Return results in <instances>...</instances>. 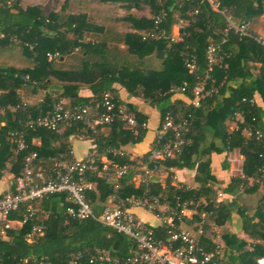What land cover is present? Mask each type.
<instances>
[{
	"label": "trees",
	"instance_id": "trees-1",
	"mask_svg": "<svg viewBox=\"0 0 264 264\" xmlns=\"http://www.w3.org/2000/svg\"><path fill=\"white\" fill-rule=\"evenodd\" d=\"M99 1L124 9L126 16L105 17L96 23L86 12L70 13L69 0L59 9L0 0V179L6 175L10 179L20 176L30 153L37 155L34 167L43 170L45 176L54 177L56 164L76 162L70 139L83 130L87 131L88 140L93 143L91 150L96 149L98 158L106 157L113 164L129 167L119 179L86 173L88 181L94 184V190L87 194L94 218L70 217L68 210L74 204L66 193L33 201L35 215L0 235V264H127L135 253V245L127 236L101 224L97 217L107 205L150 196H157L169 207L185 205L194 212L189 222L186 216L176 221L177 229L190 231L207 252L220 247V263L257 264L264 250L261 246H248L226 230L216 237L211 230L213 225L225 224L232 210L239 207L237 194H251L259 186L246 187L245 183L241 188L243 182L235 177L229 178L226 187L216 186L217 177L211 165L213 155H224L226 170L227 154L239 150L248 177L258 178L264 170V124L260 108L253 102L256 92L264 96V49L227 28L230 18L234 23H247L251 32L256 33L252 24L264 13V0H213L217 8L207 0ZM117 25L125 31L118 32ZM174 26L180 27L175 40ZM209 45L217 47L218 62L209 73L217 93L195 107L193 90L208 71ZM189 61L195 63L193 72L187 66ZM249 63L261 64L257 76ZM83 87L87 96L81 94ZM118 88L127 97L140 99L155 109L159 126L167 115L175 124L184 125L183 150L176 158L159 162L148 185L136 182L135 178L143 175V166L153 167L148 156L158 146L156 136L146 154L132 157L126 153L125 147L143 142L148 118L133 103L122 99ZM41 92L44 94L40 102L27 101ZM107 93L112 96L115 110L122 107L135 117V127L115 119L95 133L81 121L67 127L62 135L43 128L26 129L27 148L16 150L9 133L24 130L28 118L47 116L59 100L64 101V110L75 114L86 109L89 116L97 117L105 110ZM236 112H241L243 118L230 130L228 126L236 119ZM256 132L261 134L260 138ZM168 168L196 170L195 181L200 186L189 188L174 183L169 172L165 186L161 187L158 177ZM260 188L264 190V184ZM219 192L226 197L224 202H216ZM260 203L264 208V195ZM261 207L259 224L243 218L245 231L257 230L264 223ZM25 215L27 209L23 206L9 219L21 222ZM38 226L43 227V234L29 241V234ZM164 230L165 235L155 229V237L164 239ZM98 255H105L110 261L90 262Z\"/></svg>",
	"mask_w": 264,
	"mask_h": 264
},
{
	"label": "built area",
	"instance_id": "built-area-1",
	"mask_svg": "<svg viewBox=\"0 0 264 264\" xmlns=\"http://www.w3.org/2000/svg\"><path fill=\"white\" fill-rule=\"evenodd\" d=\"M214 8H217L213 0H207ZM158 23V20L156 21ZM227 28L234 30L240 38H249L254 40L264 49V37L251 32L249 25L245 22L234 23L230 18H227ZM180 27H178L179 29ZM155 35H152L154 37ZM157 38V35L155 36ZM159 37V36H158ZM174 40L179 38L172 37ZM172 39V40H173ZM217 47L209 45L206 51L208 62V71L194 87V98L192 105L200 106L202 99L212 97L217 93V87L214 86L212 76L209 74L212 66L217 64L216 58ZM188 68L193 72L196 67L193 61L187 62ZM212 82V85L210 83ZM110 93L104 96L105 110L97 117H91L86 109H80L75 114L64 110V101L56 102L52 111L45 117L28 118L24 123V130L12 131L9 136L13 139L17 151H22L27 148L25 140V130L43 128L57 135H62L67 127H70L74 122L81 121L85 124L86 129L91 133H95L97 128L109 125L119 119L130 127L137 125L133 115L124 111L120 107L115 110L112 103ZM145 126V124L143 125ZM184 125L182 123L175 124L170 115L165 116L163 122L156 130L155 136L158 143L156 148L149 152L148 162L153 163L152 168L146 165L142 167L144 170L142 176L135 178L136 182L142 181L148 185L149 179L158 169V163L168 159L176 158L186 144L183 138L182 131ZM250 136V131H245ZM87 131L83 130L74 135L72 138L78 141L88 140ZM260 138L261 134L256 132ZM239 151V150H238ZM240 153V152H239ZM241 155V154H240ZM242 156V155H241ZM36 153H30L25 158V169L23 173L14 178L9 179V190L0 196V235H4L5 230L11 227L9 216L16 212L20 207L26 206L27 215L24 220L18 222L20 225L25 223L29 217L35 215V210L32 207V202L46 195L56 193H66L69 199L73 202L74 207L68 210L69 216L79 220L94 218L91 203L88 199V192L94 190L92 184L86 178L87 172L96 173L100 177H113L119 179L129 169L127 165L118 166L113 164L106 157H97L96 149L90 150L84 158L72 164L58 163L56 164V174L54 177L45 176L44 171L34 167ZM157 163V164H156ZM244 159L241 157L236 163L234 177L246 183V187L258 184L262 187L264 184V170H261L257 175L258 178L248 177L243 169ZM12 189V190H11ZM221 198V194L218 195ZM217 203L221 200H216ZM126 203V204H125ZM125 203L120 205H107L97 220L104 226L111 227L119 233L127 236L135 245V253L128 260L127 264H222L219 261L221 249L217 247L214 252H207L199 246L195 236L185 230H178L176 221L181 217L186 216L187 209L176 206L169 207L157 196L148 198H130ZM131 208H140L153 214L167 231L165 239H157L154 229L147 223L142 221L136 215L130 212ZM202 233L201 229L197 231ZM43 234V227H35L29 234V241H34ZM110 261V258L105 255H98L90 260L93 261ZM43 264V263H40ZM76 264V262H71ZM257 264H264V258H259Z\"/></svg>",
	"mask_w": 264,
	"mask_h": 264
},
{
	"label": "crops",
	"instance_id": "crops-1",
	"mask_svg": "<svg viewBox=\"0 0 264 264\" xmlns=\"http://www.w3.org/2000/svg\"><path fill=\"white\" fill-rule=\"evenodd\" d=\"M34 5V4H32ZM118 9L122 10L125 14L124 15H113L112 18H124L126 16V11L122 8L117 7ZM70 10V9H69ZM81 12V11H80ZM86 12V11H82ZM74 13V12H70ZM79 13V12H78ZM87 13V12H86ZM77 14V12L75 13ZM254 32L256 34H260L264 37V13L258 17V19L254 20L252 24ZM118 32L122 33L125 31V29L117 25ZM179 34V29L177 26H174L172 28V36L177 38ZM70 63V62H68ZM70 65H68L69 67ZM249 66L254 68L252 70V73L254 76H257L260 71L261 64L256 63L252 64L249 63ZM263 89V88H262ZM264 90V89H263ZM118 92L121 95L122 99H125L128 102H131L134 104V106L137 108V110L141 113H143L148 119H147V125H148V132L146 137L144 138L143 142L135 145V146H127L124 148L126 153L130 154L132 157H139L144 154H146L150 149V144L153 141L154 135L156 133V130L159 127L160 118L159 113L142 102L140 99H135L131 97H127V94L124 92L122 88H118ZM43 92L39 93L35 98L27 99V101L30 104H34L36 102H40L43 98ZM81 94L87 96L88 92H86L85 88L81 90ZM253 102L260 108V115L262 118V122L264 124V96L262 93H255L253 97ZM235 120L233 119L232 122L229 124V129L233 130L237 124V122H240L243 118V114L241 112H236L234 114ZM34 144H39L37 140L32 141ZM56 143L55 145H57ZM71 144V150H72V157L74 160L79 161L82 158L86 156V154L91 150L93 147V143L89 140L84 141H78L71 137L70 139ZM241 156L238 150H234L232 152H229L227 154V165L226 170L223 169V166H225L224 161V155H213L212 157V165H211V171L212 173L217 177L216 186H224L226 187L227 182L229 178L234 177L235 170H236V163L241 159ZM244 159V158H243ZM164 168V167H163ZM169 172L172 174V180L174 183H182L186 185L189 188H196L199 187L200 184L195 181L196 176V170H188V169H182L177 170L175 168H168L165 172H163L157 180V183L161 186H165V180L168 179ZM10 179V176L6 175L3 176L0 179V196L5 194L9 190L8 181ZM218 182V183H217ZM212 183V182H211ZM221 194V198L218 196ZM264 195L263 188L258 187V190L256 192H253L251 194H237V198L239 199V207L237 209H233L230 213V218L227 220L225 224H222L221 226L213 225L212 226V233L216 234V237H218L221 233H224L225 230L228 231L230 234L236 235L239 240H242L246 245H254L257 244L261 246L264 249V223L257 228H250L248 231H245L243 229V218L247 217L252 219L251 223H257L259 224L260 217L259 215V208L261 207V200ZM231 198H229L230 200ZM216 200H221V202L226 200V197L222 196V193L219 192L216 196ZM262 211L264 208H262ZM130 212L136 215L138 218H140L142 221L147 223L149 226H151L154 230H160V234H164L163 226L161 225L160 221L151 213L140 209V208H131ZM194 212H187L186 217L187 222L190 221V218L193 216ZM261 214V213H260ZM20 224L17 221H13L11 223V227H19ZM253 226V225H252ZM165 231V230H164ZM190 232V231H189ZM165 235V234H164ZM215 236V235H214ZM215 237V238H216ZM166 236H164V239ZM261 256L259 258H264V250L261 251Z\"/></svg>",
	"mask_w": 264,
	"mask_h": 264
},
{
	"label": "rangeland",
	"instance_id": "rangeland-1",
	"mask_svg": "<svg viewBox=\"0 0 264 264\" xmlns=\"http://www.w3.org/2000/svg\"><path fill=\"white\" fill-rule=\"evenodd\" d=\"M70 10L69 12L78 13L80 11H86L87 14L91 16V18L96 23H100V21L105 17H110L113 15H124L125 13L118 9L113 5H104L99 0H69ZM21 5H42L52 9H59L65 0H20ZM260 37L262 35L258 34ZM191 212L187 209V212Z\"/></svg>",
	"mask_w": 264,
	"mask_h": 264
}]
</instances>
